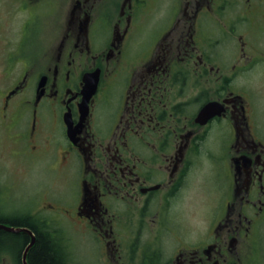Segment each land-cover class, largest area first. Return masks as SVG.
I'll return each instance as SVG.
<instances>
[{"label": "flooded vegetation", "instance_id": "1", "mask_svg": "<svg viewBox=\"0 0 264 264\" xmlns=\"http://www.w3.org/2000/svg\"><path fill=\"white\" fill-rule=\"evenodd\" d=\"M58 5L0 0V122L77 186L0 223L49 232L64 264L67 226L105 264H263L264 0H71L62 26Z\"/></svg>", "mask_w": 264, "mask_h": 264}, {"label": "rangeland", "instance_id": "2", "mask_svg": "<svg viewBox=\"0 0 264 264\" xmlns=\"http://www.w3.org/2000/svg\"><path fill=\"white\" fill-rule=\"evenodd\" d=\"M70 4L71 0H59V26H62L64 16L68 14ZM154 25L155 27L151 28ZM158 25L160 24L156 25L147 23L146 27L150 28L148 30V34L151 35ZM49 26L50 24H42V37L41 39L37 38L34 40L31 53H38L41 46L45 47L52 41L49 34ZM60 32L61 29L59 30V36L61 35ZM15 36L16 35L12 34L11 39ZM5 61L6 56L0 54V64ZM2 81L3 80L0 79V83H2ZM13 136V132H10L7 126L2 125L0 122V200H2L0 201V204L2 205V209H4V211H2L9 214L17 213L24 207L31 206V203L33 204L32 201H36V203L38 202L40 205L47 206V209L50 208V203L54 200V196L52 191H50V196H48L47 200L46 192L51 187L49 184L53 180L56 181V192L58 194V197L56 198H59V200L62 201L66 200L70 193L73 192L74 187L77 186L74 173L69 178H64L62 176L59 178L58 175L52 171L50 164H48L49 156H41L42 158L36 157L35 159H41L33 162L31 167H28L24 162L31 159V156L30 154H27L24 149L25 144L23 141L21 142L20 139L16 142L17 140ZM203 185V193H201V196H199L196 201L202 212L208 210L212 203L217 200L215 195H206L209 192L205 184ZM207 185L215 187L217 186V183H207ZM76 231L78 232L77 229L69 228V226L65 227L64 230H61L64 236L66 235L67 237H72L75 241L73 243L74 252H71V258L80 264H105V262H103L104 258L102 259L101 256V245L99 240H97V238L91 239L88 237L85 239L84 237H80ZM60 235L62 236V234ZM262 239H264V237ZM6 246L8 247L0 252V264H19L21 262V256L10 249L9 245ZM70 250H72V247Z\"/></svg>", "mask_w": 264, "mask_h": 264}, {"label": "trees", "instance_id": "3", "mask_svg": "<svg viewBox=\"0 0 264 264\" xmlns=\"http://www.w3.org/2000/svg\"><path fill=\"white\" fill-rule=\"evenodd\" d=\"M8 222L14 226H29L16 220ZM34 230L37 241L29 253V260L31 264H64L54 247V240L50 236L49 232L36 229ZM29 240L30 236L26 232H11L0 228V252L8 247L6 245H9L10 249L15 251L20 256L23 244ZM11 242H13V244Z\"/></svg>", "mask_w": 264, "mask_h": 264}, {"label": "water", "instance_id": "4", "mask_svg": "<svg viewBox=\"0 0 264 264\" xmlns=\"http://www.w3.org/2000/svg\"><path fill=\"white\" fill-rule=\"evenodd\" d=\"M97 85V81L96 83L94 84V88L96 87ZM86 93H89V90L86 92ZM0 228L1 229H5L7 231H11V232H21V231H24V232H27L31 235V241L30 243L27 245L26 249L24 250V253H23V262L24 264H29L28 263V260H27V255H28V251L30 249V247L33 246L34 242H35V235L33 233V231L27 227H21V226H14V225H9V224H6V223H0Z\"/></svg>", "mask_w": 264, "mask_h": 264}]
</instances>
